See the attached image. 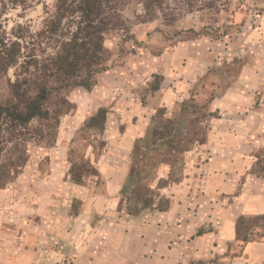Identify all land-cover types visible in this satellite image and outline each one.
I'll list each match as a JSON object with an SVG mask.
<instances>
[{
  "label": "rangeland",
  "instance_id": "1",
  "mask_svg": "<svg viewBox=\"0 0 264 264\" xmlns=\"http://www.w3.org/2000/svg\"><path fill=\"white\" fill-rule=\"evenodd\" d=\"M55 1L35 0L26 10L10 9L2 18L4 30L10 33L22 26L36 33ZM122 16L125 31L105 36L110 69L98 77L91 90L75 88L69 92L71 109L60 117L55 136L39 138L34 134L38 125L32 123L3 147L0 143V165L18 158L25 161L13 169L9 182L0 188V264H72L60 251L73 247L56 237L53 228L48 231L42 212L48 205L43 203L51 199L69 208L70 215H78L81 197L86 190L104 184L100 170L107 166L127 167V188L120 191L117 211L130 215L158 213V208H165L167 199L160 195L161 189L181 180L190 151L211 143L208 153L220 145L232 156L248 158L250 168L239 181V191L264 197V0H162L161 7L150 15L142 13L138 0H127ZM179 46L185 47L178 63L189 72L187 94L169 106L148 111L145 141L148 149L156 137L154 131L160 128L153 119L159 109H164V121L174 119L181 103L192 99L193 116L188 110L178 118L181 126L177 131L188 142L177 154L159 144L149 152L157 155V163L148 156L147 166L138 171L134 162L145 149L138 154L132 150L144 139L134 141L128 157L115 137L125 127V105L137 104L143 110L155 93L176 90L177 81L167 76L165 64ZM7 78L13 81V70ZM152 85H158V89L151 92ZM7 95V81L1 78L0 103ZM99 108L107 110L102 134L84 128ZM80 160H86L96 176L74 184L70 175L72 170L76 173ZM163 167L165 176L160 179L162 170L158 171ZM154 174L156 179L151 182ZM164 180L167 185H163ZM73 185L78 186L73 189ZM30 207L35 208L33 213ZM203 229L212 230L210 226ZM49 233L55 236L50 243L45 241ZM228 245L224 256L213 254L189 264H232L241 260L243 250L235 243Z\"/></svg>",
  "mask_w": 264,
  "mask_h": 264
},
{
  "label": "crops",
  "instance_id": "2",
  "mask_svg": "<svg viewBox=\"0 0 264 264\" xmlns=\"http://www.w3.org/2000/svg\"><path fill=\"white\" fill-rule=\"evenodd\" d=\"M184 48L179 46L166 58V73L176 79V90L168 88L155 93L143 110L137 104L125 105L128 110L123 117L125 127L115 137L128 157L134 141L146 139L148 111L169 106L187 94L189 72L178 63L185 54ZM210 146L190 151L181 180L161 189L160 195L168 200L164 212L141 211L137 216L117 211L119 194L127 181L125 165L100 170L104 184L84 192L78 215H70L69 208L47 199L43 204L48 207L42 212L48 231L53 228L56 237L73 247L60 253L70 258L72 264H189L213 254L224 256L228 244L235 243L236 218L264 215V197L239 191V181L251 164L247 157L232 156L220 145L208 153ZM161 170L160 179H163L166 169L163 167L158 172ZM156 176L153 175L151 182ZM70 180L74 183L71 175ZM30 208L33 213L35 208ZM207 226L212 232L195 236L198 229ZM55 236L49 233L45 241L50 243ZM243 253L241 260L232 264H264V241L247 243Z\"/></svg>",
  "mask_w": 264,
  "mask_h": 264
},
{
  "label": "trees",
  "instance_id": "3",
  "mask_svg": "<svg viewBox=\"0 0 264 264\" xmlns=\"http://www.w3.org/2000/svg\"><path fill=\"white\" fill-rule=\"evenodd\" d=\"M34 2L35 0H0V79H6L8 93L7 98L0 103L2 147L12 140L15 133L26 131L32 123L38 125L35 135L41 139H52L60 117L71 109L69 92L75 88L91 90L96 86L98 77L110 69L111 57L105 47V36L112 31L126 29L122 11L127 0H56L52 11L46 13L42 20L39 31L32 34L28 29L17 26L7 33L2 25L3 16L10 9L26 10ZM138 5L142 13L150 15L156 8L161 7L162 0H138ZM9 70H13V81L7 78ZM157 89L158 85L150 87L151 92ZM191 102L192 99L181 103L180 111L174 119L164 121L161 117L164 109L157 111L153 119L156 127L160 128L154 131L156 137L149 142L148 149L145 140L135 143L132 150L134 153H141L143 149L145 151L135 160L134 169L141 170L147 166L148 156L149 160L157 163L158 157H154L157 155L152 156L149 152L155 150L159 144H164L174 154L185 146L188 140L177 131L181 126L178 118L188 110L190 112L193 107ZM106 114L105 108H99L86 120L84 128L102 134ZM189 114L192 117L194 113ZM165 123L169 125H163ZM24 163L25 161L18 158L9 165H0V188L9 182L13 169ZM76 166V173L73 170L71 172L74 183L81 184L88 177L96 176V171L86 160H80ZM167 184L168 181L164 180L163 185ZM165 203L166 207L158 208V212L167 210L168 200ZM209 232L212 230L200 228L195 236ZM262 241L264 215L239 216L235 220V245L240 250L247 243Z\"/></svg>",
  "mask_w": 264,
  "mask_h": 264
}]
</instances>
